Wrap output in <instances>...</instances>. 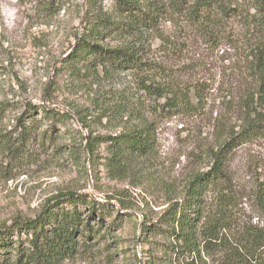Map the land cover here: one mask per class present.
<instances>
[{
    "label": "rangeland",
    "instance_id": "374dc122",
    "mask_svg": "<svg viewBox=\"0 0 264 264\" xmlns=\"http://www.w3.org/2000/svg\"><path fill=\"white\" fill-rule=\"evenodd\" d=\"M234 2L243 9L249 4ZM111 4L106 0L100 6L108 10ZM87 9L88 0H0V227L35 219L48 208H69L63 203L66 196H82L84 218L91 202L105 215H93L87 246L61 264L157 262L167 258V242L156 235L159 219L183 198L194 176L210 170L222 124L226 131L237 125L242 99L252 92L246 68L253 43L241 39L237 19L230 20L224 38L212 41L179 17L165 18L148 58L167 77L160 84L172 86L164 89L168 95L147 94L139 88V77L131 76L114 85L84 87L60 70L84 30ZM115 91L121 92L127 113L103 115V108L107 114L112 108L110 93ZM40 106L68 112L70 133L56 126L52 141H32L14 154L17 119ZM74 110L86 119L87 128ZM143 120L152 125L155 140L146 169L140 162L108 167L105 144H97L92 156L87 152L89 134L117 136ZM47 128L42 121L38 133ZM227 168L242 217L264 226L257 205L258 195L264 201V140L236 148ZM144 224L151 229L146 238L141 237ZM17 234L21 240L27 236L22 230ZM262 258L264 264V253ZM202 260L217 264L203 254Z\"/></svg>",
    "mask_w": 264,
    "mask_h": 264
},
{
    "label": "trees",
    "instance_id": "16d2710c",
    "mask_svg": "<svg viewBox=\"0 0 264 264\" xmlns=\"http://www.w3.org/2000/svg\"><path fill=\"white\" fill-rule=\"evenodd\" d=\"M104 1L88 0L84 30L61 64L60 72H66L84 87L105 82L114 85L123 79L120 77L131 76L139 77V88L147 94L158 98L168 95L170 92L164 89L172 86L160 84L167 77L160 76L161 67L148 58L151 42L159 37V22L165 18L179 17L212 41L224 38L230 31V20L237 19L241 39L248 38L249 44L253 43L252 61L246 68V78L253 87L242 99L237 125L226 131L222 124L221 145L213 153L210 170L194 176L185 187L183 198L159 219L156 235L167 242V258L152 262L150 248L147 264H205L202 254L216 258L217 264H263L264 226L242 217L227 167L236 148L257 139L264 140V0H247L245 10L234 0H111L108 10L100 6ZM110 94L112 108L107 109L108 114L103 108L102 114L127 113V103L119 100L121 92ZM74 112L87 128L86 119L79 111ZM70 120V114L60 109L42 106L26 109L17 119L19 132L14 139V154L25 150L32 141L41 145L46 139L52 141L56 126L61 125L70 133L66 128ZM42 121L48 128L40 134ZM154 143L152 125L143 120L117 136L89 134L85 145L92 156L97 144H105L108 167H121L120 164L139 162L144 166L154 152ZM208 194H212V200H207ZM257 199L258 208L264 214V201L260 195ZM83 200L82 196L75 198L70 194L63 199L69 208H48L35 219L0 227V264H61L76 255L81 246H87L93 215L99 219L105 215L91 202L84 218L79 210ZM118 204L126 208L119 200ZM21 230L27 234L25 240L17 234ZM150 235V226L144 224L141 237Z\"/></svg>",
    "mask_w": 264,
    "mask_h": 264
}]
</instances>
